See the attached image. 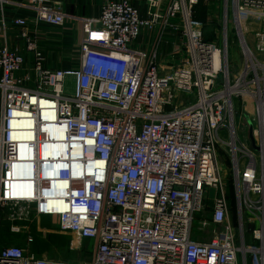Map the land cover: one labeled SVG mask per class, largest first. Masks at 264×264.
<instances>
[{
    "label": "built area",
    "instance_id": "built-area-1",
    "mask_svg": "<svg viewBox=\"0 0 264 264\" xmlns=\"http://www.w3.org/2000/svg\"><path fill=\"white\" fill-rule=\"evenodd\" d=\"M145 1L147 18L128 0H102L95 19L0 0V224L23 233L18 222L48 216L52 232L93 246L90 260L72 261L11 243L0 264H247L249 254L264 264V0H232L243 52L233 76L231 0L213 38L194 17L213 0ZM8 6L32 16L8 22ZM70 19L82 23L79 61L53 68L38 34ZM163 43L178 64H162Z\"/></svg>",
    "mask_w": 264,
    "mask_h": 264
},
{
    "label": "crops",
    "instance_id": "crops-1",
    "mask_svg": "<svg viewBox=\"0 0 264 264\" xmlns=\"http://www.w3.org/2000/svg\"><path fill=\"white\" fill-rule=\"evenodd\" d=\"M14 2L27 1V0H10ZM121 1V0H120ZM133 4V6L139 10L140 16L142 18L148 17V3L145 0H128ZM46 5L54 7L65 13L68 16H78L84 18H95L98 19L101 16L102 11V0H47ZM31 13L24 8H14L13 6L7 7L6 19L10 22L14 18H31ZM68 22L61 28L48 29V34L41 32L38 34L40 44L45 48L46 55L48 56V63L53 68L60 69H71L75 66L80 58V45L83 41L82 37V23L79 21H73L72 19L67 20ZM17 29H14L16 32ZM14 36V33H13ZM145 37L141 35L138 38V43L140 46L143 45ZM44 217L48 218V221L44 224ZM37 224V231L47 230L44 232V236L48 233H52L53 227H57V220H52L48 216H42L41 219L34 220ZM32 221V222H34ZM31 222V223H32ZM23 223V222H22ZM31 223L25 222L20 224L25 229L23 234L27 233V229L31 232ZM29 225V226H28ZM43 233V232H42ZM21 234V233H20ZM209 238H203V240H209ZM87 243H92L89 240H84ZM15 243H20L23 248L28 247L23 244L22 240L15 241ZM93 248V246H92ZM31 250V249H30ZM32 251V250H31ZM36 255L40 257L50 258L49 251H44L43 253H37L33 251ZM92 255V251H91ZM64 260V259H62Z\"/></svg>",
    "mask_w": 264,
    "mask_h": 264
},
{
    "label": "rangeland",
    "instance_id": "rangeland-1",
    "mask_svg": "<svg viewBox=\"0 0 264 264\" xmlns=\"http://www.w3.org/2000/svg\"><path fill=\"white\" fill-rule=\"evenodd\" d=\"M226 2L227 0H213L207 4H205L204 6H202L205 11V14L202 15L203 18H205L204 24L206 26V30L205 32L207 33V35L211 38L214 37V29L215 28H219V25H221L222 19H224V11H225V6H226ZM233 2L232 0L230 2H228V17H229V24H228V34H229V59H230V67H231V75L233 76L237 71H239L240 69L243 68V52L241 50V47L239 46V42L240 39L238 37L237 34V30L235 28V25L233 23L234 21V17H233ZM222 29V28H221ZM253 34H249L247 36L248 40H252L253 39ZM171 41V37H165L164 41ZM131 48H139V43L136 42L134 45H130ZM170 48V47H169ZM160 52H161V60L162 64L170 67L169 65H176L180 62V57L177 56L176 59H172L171 57H168L169 49L167 48L166 43H163L161 48H160ZM163 54V55H162ZM167 54V55H164ZM222 78V77H220ZM236 107H238V105H236ZM250 128H253V123L250 120ZM258 153V150H255ZM219 160L224 163V159H223V153L221 152V156L219 158ZM223 169V176L225 177V181L227 182V185L230 186L229 184L231 183L233 185V180L232 178H230V169L227 165L223 164L222 166ZM234 186V185H233ZM215 190L212 189L211 190V195H214ZM228 193L229 196L232 195V189L230 187H228ZM234 193H235V187H234ZM235 197V194H234ZM233 197V199H234ZM213 205L212 203V199L210 198L209 200H207V206H206V211L203 215H197L196 216V221L194 224V231H193V237L196 238V236L200 235V231L198 230V226H200L198 224V219L199 218H208L209 216V212L211 209V206ZM44 224L46 223V221H48V218L44 217ZM230 219L232 221V223L234 225L238 224V219H237V212H236V205L235 203L233 204L232 207V212L230 214ZM255 227H259V225L255 226ZM55 226L53 227L52 230L55 231ZM213 229V227H211ZM209 228V229H211ZM206 229L201 236L209 238V232L210 230ZM212 232V231H211ZM210 232V233H211ZM246 233H248L250 236L248 238V247H256L257 243L253 240V235L251 234L250 229L247 227L245 230V235ZM22 234V233H21ZM44 234V233H42ZM49 234V233H48ZM52 234H56L55 232H52ZM56 235H63V234H56ZM69 238V244L66 246H59V247H53L50 250H48L50 259L53 260H60V259H64V260H72V261H77V260H90L92 258L91 256V251L93 250L92 245L90 243H88L87 245L84 244L85 241H81L79 247H77V237H72V236H68V235H63ZM24 238V237H23ZM23 238H21L23 240ZM74 241V244H72V242ZM25 242L27 243V241H23V244H25ZM92 243V241H90ZM29 247L31 248V245H29ZM90 252V254L88 253ZM249 256H251V254H249ZM252 257V256H251ZM239 260L241 263V256H239Z\"/></svg>",
    "mask_w": 264,
    "mask_h": 264
},
{
    "label": "trees",
    "instance_id": "trees-1",
    "mask_svg": "<svg viewBox=\"0 0 264 264\" xmlns=\"http://www.w3.org/2000/svg\"><path fill=\"white\" fill-rule=\"evenodd\" d=\"M202 6H204L203 4H199L196 8H195V14H194V17L197 18L198 20H201V21H205V18H203L202 15L205 14V11ZM205 30H206V26H205ZM207 34V33H206ZM207 38H211L207 35ZM230 188L232 189V195L229 196V193H228V198H229V201L231 202L232 206L235 202H233V197H234V186L230 183L229 184ZM24 223V222H23ZM22 222H18V224H23ZM12 223L6 219H4L2 222H1V228H0V247H5V246H8L9 244L11 243H15V241H18L19 239L22 240L21 238H23L22 241H27V243L25 242L24 245H27L29 247V245H31V250L32 251H35L37 253H43L44 251H48L50 250L51 248L53 247H59V246H66L69 244V238L66 237V236H63V235H56V234H52V233H49L47 234L46 236H44L42 233L38 232L37 231V224L36 222H32L31 224V232H30V235L32 237V240L31 242L28 241V234L25 233V234H20V233H14L11 231V225ZM246 243L248 245V238H249V234L246 233ZM18 244V243H16ZM84 244H88L87 242H85ZM19 246L21 247H25V246H22L20 243L18 244ZM90 254V252H88ZM247 264H252V257L248 255V258H247Z\"/></svg>",
    "mask_w": 264,
    "mask_h": 264
}]
</instances>
